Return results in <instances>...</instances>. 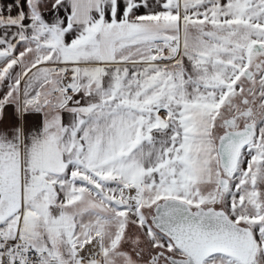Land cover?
Instances as JSON below:
<instances>
[{
  "label": "snow or ice",
  "instance_id": "obj_1",
  "mask_svg": "<svg viewBox=\"0 0 264 264\" xmlns=\"http://www.w3.org/2000/svg\"><path fill=\"white\" fill-rule=\"evenodd\" d=\"M0 264H264V0H0Z\"/></svg>",
  "mask_w": 264,
  "mask_h": 264
}]
</instances>
